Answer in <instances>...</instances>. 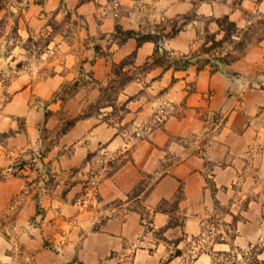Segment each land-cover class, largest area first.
<instances>
[{
	"label": "crops",
	"instance_id": "crops-1",
	"mask_svg": "<svg viewBox=\"0 0 264 264\" xmlns=\"http://www.w3.org/2000/svg\"><path fill=\"white\" fill-rule=\"evenodd\" d=\"M185 13L160 42L184 68L115 32ZM221 15L250 34L228 64L203 50ZM0 19V264H264V0H7ZM107 82L120 114L79 116Z\"/></svg>",
	"mask_w": 264,
	"mask_h": 264
},
{
	"label": "trees",
	"instance_id": "trees-1",
	"mask_svg": "<svg viewBox=\"0 0 264 264\" xmlns=\"http://www.w3.org/2000/svg\"><path fill=\"white\" fill-rule=\"evenodd\" d=\"M193 16L191 13H185L177 15L176 17L172 18L171 20H168V26L169 30L167 32H164L165 27H162L160 30L156 32H146V33H140L135 30H123L119 26H115V32L120 34V40L124 41L130 37L135 38L137 42V46L143 43L144 41H152L154 43V51L153 56L150 60H152L153 63L156 65L161 64L165 65L166 67H170L171 65L177 68H184L189 64V60L184 58L179 59H172L167 54V51L163 50L160 46V42L165 38L173 37L175 34H177L183 27L185 23ZM215 23L218 26V31H222L223 35L221 38L216 39L215 33L207 32L206 33V40L210 41L211 44L204 47V51L208 52L211 49L215 47H221L223 44H225L228 41H231L233 43V48L235 52H226L223 56L218 53L216 56V61L221 62L222 64H228L230 62L235 61L236 59L242 57L247 49L248 42H249V33L248 30H241L236 26L235 22L230 20L227 15H221L220 17L213 19ZM241 33V35H239ZM234 36H240L239 40L235 41ZM263 36L260 35L257 38L260 39ZM161 54L160 56H157L158 54ZM135 55V52L133 51L129 56H127L125 59L121 60L119 63H113L112 69L113 72L121 77L123 80L130 79L132 76H127V72L123 69L126 65H129L132 60L131 58ZM130 59V60H129ZM149 67L148 61L143 65L142 70ZM113 86H110L112 88ZM86 116V115H85ZM11 130L8 132L10 133Z\"/></svg>",
	"mask_w": 264,
	"mask_h": 264
},
{
	"label": "rangeland",
	"instance_id": "rangeland-1",
	"mask_svg": "<svg viewBox=\"0 0 264 264\" xmlns=\"http://www.w3.org/2000/svg\"><path fill=\"white\" fill-rule=\"evenodd\" d=\"M4 2H7V0H0V8L4 4ZM66 16L67 17L65 19L68 18L69 14H67ZM50 22H51V24H56L54 21H50ZM68 22H69V20H68ZM71 27H74L72 23H71V26L69 25L68 27H66V29L68 31H71V29H72ZM167 27H168V30H169V26H167ZM0 28L1 29L8 28L9 32H8V36H7V39H6V44L7 45H11L10 42H12V40H11L12 37L13 38L16 37V21H13V22L9 23L8 20L6 21L5 19H0ZM167 31H165V32H167ZM258 31L261 32L260 30H258ZM139 32L140 33H145V32H142V31H139ZM34 42H35V47L34 48H36V50L38 49L37 45H40V46L43 45L42 40H40L39 38L35 39ZM23 44H24V46H26L27 44H30V43L25 41ZM209 44H211V43H209ZM229 45L233 46L231 41L226 42L221 47H215L213 53L216 55L217 54L216 52H221V51H223V49H224V51L230 50ZM102 54H103V51H102ZM36 55H37V53H36ZM111 70L113 71L112 67H111ZM117 82H121V80H118ZM108 83L109 82H107L106 84H101V85L102 86H106ZM108 86L109 85H107V87ZM119 86H120V84H118V83L113 85L112 88H110V86H109L108 89L104 90V92L102 93L101 98H98L95 101L90 102L89 104H87L85 106V108H83V112L79 113L78 115L79 116H85V115H87L89 113H92L94 111L99 110L100 108H104L105 109V107H107V106H110V108H109V111H107L102 116L103 119L108 120L110 118L111 119L114 118V115H119L120 114V111H119L120 105L116 101L117 93L119 92ZM74 87H75V85H72V86H70V89H68V90L71 91ZM98 88L100 89V86ZM0 104H2V100H0ZM46 105H47V103H45V102H34L33 104H31V106H35L36 109L43 108L44 110H45ZM75 117L76 116H74V118L73 117H69L68 120L70 121V119H71V121H72L73 119H75ZM115 119H117V118L115 117ZM24 122L25 121H24L23 117H17L16 118L17 128L19 130L24 128V126H25ZM101 154L103 156L105 155V153H103V152Z\"/></svg>",
	"mask_w": 264,
	"mask_h": 264
},
{
	"label": "built area",
	"instance_id": "built-area-1",
	"mask_svg": "<svg viewBox=\"0 0 264 264\" xmlns=\"http://www.w3.org/2000/svg\"><path fill=\"white\" fill-rule=\"evenodd\" d=\"M141 223L143 226L146 227V233L145 236L147 235H152L154 232V226L153 223L146 217H142L141 218Z\"/></svg>",
	"mask_w": 264,
	"mask_h": 264
}]
</instances>
